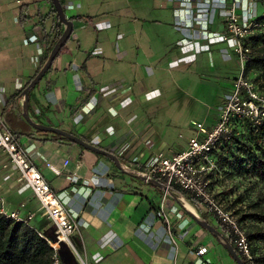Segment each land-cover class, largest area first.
I'll use <instances>...</instances> for the list:
<instances>
[{
    "label": "crops",
    "instance_id": "0c3cea01",
    "mask_svg": "<svg viewBox=\"0 0 264 264\" xmlns=\"http://www.w3.org/2000/svg\"><path fill=\"white\" fill-rule=\"evenodd\" d=\"M252 2L258 14L264 0ZM65 4L72 32L29 91L28 116L35 124L108 152L118 165L56 134L36 130L25 120L23 98L14 95L41 69L55 37L54 17L47 0H0V115L75 217L77 230L69 244L58 245L61 263L197 264L194 252L206 247L202 264H236L212 210L175 186L163 202L162 182H146L137 174L156 153L171 156L184 150L197 134L195 124L209 130L217 122L239 72L235 67L228 73L230 63L238 66L234 52L207 35L224 32L225 5L220 0ZM30 36L36 40L30 41ZM201 72L215 74L223 84L221 103L204 124L188 123L183 83L188 74L201 81ZM179 129L187 136L177 137ZM132 158L137 159L135 172L124 171L122 166ZM0 199L5 214L30 217L23 224L51 248L54 225L1 151ZM162 203L167 220L158 217Z\"/></svg>",
    "mask_w": 264,
    "mask_h": 264
},
{
    "label": "built area",
    "instance_id": "2783aa9c",
    "mask_svg": "<svg viewBox=\"0 0 264 264\" xmlns=\"http://www.w3.org/2000/svg\"><path fill=\"white\" fill-rule=\"evenodd\" d=\"M220 3L225 5L222 10L224 32L207 35L211 39L223 42L234 52L238 60L239 72L220 110L218 120L209 130H204L201 124H195L197 134L187 141L184 150L171 156H165L161 152L156 153L137 174L145 177L146 182L149 180L162 182L163 202L174 186L192 194L199 204L212 210L217 216L220 224L225 228V239L232 244L244 263L255 264L246 230L236 218L217 205L210 187L209 176L216 169L217 154L222 144L233 136H239L241 126L245 122L256 126L264 121V86H261V80L250 78L245 67L251 57L264 50V44L253 46L249 41L254 36L264 34V9L258 16L255 14L252 0H230L229 2L220 0ZM29 40L33 42L36 38L30 36ZM0 151L17 170L20 179L30 188L41 209L54 225L56 241L50 244L52 249L50 264H62L58 245L69 244L70 236L77 230L75 217L65 209L59 198L52 192L49 184L32 163L26 151L19 145L16 136L1 115ZM136 160L132 158L128 164L122 166L123 170L134 173L132 165L136 163ZM163 209L162 203L158 217L167 220ZM0 215L18 223H26L30 219L28 217L24 220L17 213L7 215L2 207H0ZM206 254V247L198 248L194 252L195 262L202 264L201 258Z\"/></svg>",
    "mask_w": 264,
    "mask_h": 264
},
{
    "label": "trees",
    "instance_id": "16d2710c",
    "mask_svg": "<svg viewBox=\"0 0 264 264\" xmlns=\"http://www.w3.org/2000/svg\"><path fill=\"white\" fill-rule=\"evenodd\" d=\"M47 1L50 5V13L54 17L55 37L44 53L42 66L64 29L56 16L51 0ZM58 1L65 10L66 0ZM249 41L253 46L264 44V34L254 36ZM245 67L247 72L255 71L258 73L256 80H261V86L263 87L264 50L251 57ZM21 92H17L14 97L20 98ZM56 137L69 141L59 135H56ZM217 160L221 164L230 166L238 176H252L264 182V121L256 126L245 122L241 126L239 138L233 136L229 141L222 144L220 152L217 154ZM182 194L187 196L184 192ZM187 198L194 200L192 196H187ZM244 219H251L264 225V213L251 214ZM247 237L255 264H264V252L259 251L261 247L264 248V226L247 232ZM51 253L52 249L48 246L46 240L36 234L33 229L23 223L13 222L0 215V264H50ZM241 260L245 264L242 258Z\"/></svg>",
    "mask_w": 264,
    "mask_h": 264
},
{
    "label": "rangeland",
    "instance_id": "374dc122",
    "mask_svg": "<svg viewBox=\"0 0 264 264\" xmlns=\"http://www.w3.org/2000/svg\"><path fill=\"white\" fill-rule=\"evenodd\" d=\"M264 5L258 4V16L263 13ZM215 57L213 56V59ZM237 64V62H236ZM232 67L228 73H232L235 67L238 66L230 63ZM236 69V70H237ZM227 71V70H226ZM202 73V72H201ZM202 80L198 81L191 74H188V79L183 83L187 88L183 95V109L186 108L184 119L190 123L191 121L205 123L208 115L210 118L216 113L222 99L223 84L215 80V74L202 73ZM250 78H257L258 73L249 71ZM192 81V82H191ZM187 133V131H184ZM183 130H177L176 135L187 136ZM236 136V138H239ZM210 187L213 192V197L218 206L229 212L243 226L247 232L256 228H263V224L256 223L247 218L251 214L264 213V182L252 176H238L236 172L227 164H221L217 160L216 169L209 176ZM206 208L205 206H202ZM225 233V228L221 226ZM233 248V246H232ZM234 249V248H233ZM259 251L264 252L261 247ZM259 253V252H258Z\"/></svg>",
    "mask_w": 264,
    "mask_h": 264
},
{
    "label": "water",
    "instance_id": "95a60500",
    "mask_svg": "<svg viewBox=\"0 0 264 264\" xmlns=\"http://www.w3.org/2000/svg\"><path fill=\"white\" fill-rule=\"evenodd\" d=\"M51 3L55 9L57 18L61 22V24L63 25L64 29H63V32H62L61 36L59 37V39L53 45V47L49 53V56L47 57L45 63L41 67V69L37 72V74L34 76V78L30 81V83L26 86V88L21 93V97L23 98V117L36 130H39L41 132H49V133L59 135V136L65 138V139H67V140H69L75 144L82 146L83 148H85L89 151H92V152H95L97 154L109 157L110 159H112L115 162V164L118 165L117 158L115 156L109 154L108 152H106L104 150H100V149H98L92 145H89L76 136L65 133V132L60 131V130L55 129V128L43 126L40 124H35V123L31 122L29 119V116H28V96H29L28 94H29V91L32 88H34L40 82V80L43 78V76L46 74V72L50 69L52 62L54 61V59L56 58V56L60 52V50L67 43V41L71 35V32H72V23L70 20L67 19L65 12H64L63 8L61 7L59 1L58 0H51ZM141 180L146 181V178L141 177ZM148 182H153V180H149ZM225 248L228 251V253L231 255V257L233 258V260L236 264H243L241 258L237 255V253L235 252V250L232 248V246L230 244L227 243Z\"/></svg>",
    "mask_w": 264,
    "mask_h": 264
},
{
    "label": "bare ground",
    "instance_id": "6f19581e",
    "mask_svg": "<svg viewBox=\"0 0 264 264\" xmlns=\"http://www.w3.org/2000/svg\"><path fill=\"white\" fill-rule=\"evenodd\" d=\"M187 208H190L188 205H186Z\"/></svg>",
    "mask_w": 264,
    "mask_h": 264
}]
</instances>
